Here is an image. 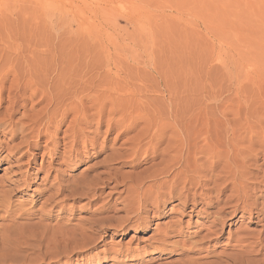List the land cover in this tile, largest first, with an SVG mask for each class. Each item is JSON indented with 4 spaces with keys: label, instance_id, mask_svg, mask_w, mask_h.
<instances>
[{
    "label": "rangeland",
    "instance_id": "obj_1",
    "mask_svg": "<svg viewBox=\"0 0 264 264\" xmlns=\"http://www.w3.org/2000/svg\"><path fill=\"white\" fill-rule=\"evenodd\" d=\"M27 61L34 66L30 78L12 80L9 76L5 88L26 84L42 90L47 79L62 76L68 81L63 86L67 98L74 91L79 92L85 97L81 103L85 113L95 116L90 125H80L84 138L76 143L67 132L74 117L70 114L57 134L44 130L41 142L30 139L29 144H20L23 140L13 135L11 130L15 126L10 125H18L22 117L34 115L44 103L34 106L31 112L15 108L16 114L0 134L3 147L0 186H4L1 177L5 174L28 173L30 180L26 188L20 186L21 191L11 188L10 202L24 212L27 209L33 212V221L37 222L47 213V209L42 215L38 210L48 195L34 206L37 191L52 183L57 187L55 177L64 176L68 179L65 184L69 185L81 175L91 178L108 173L113 177L107 185L97 186L100 197L96 201L86 195L65 202L62 197L54 199V205L59 204L62 212L59 214L57 207L51 219L44 216L48 219L43 222L50 228L46 235L40 236L48 239L46 242L43 238L46 244L41 249L48 247L52 254L42 258L29 251L31 264L225 262L226 255L237 251L234 240L241 230L248 232L244 244H251L254 254L259 252L260 244L264 243V239L260 240L264 238V183L261 186L256 182L248 186L256 204H260L257 210H263L262 216L252 223L246 220L241 223L238 213L229 221L232 226L227 224L224 228L217 245L206 244V251L200 253L177 246L159 249L158 243L149 241L155 235V223L164 225L181 219L185 226L189 222L191 226L181 230L184 233L187 229L186 234H175H183L189 240L199 232L201 222L207 223L195 214L187 217L191 206L183 210L178 201L162 205L157 217L150 215V226L136 229L126 223L122 232L104 227L101 243L75 251L70 249L75 246L74 240L65 245L59 229L75 228L107 216L112 219L125 216L122 201L127 197L129 179L135 173L151 170L145 165L135 169L128 161L116 165L117 171H109L99 167V163L113 151H120L124 142L137 133L122 134L120 126L136 121L142 128L140 115H146L155 124L158 119L155 113L167 122L171 106L177 110L178 122L192 127L195 133L199 134L205 126L212 131L206 143L197 145L200 148L197 157H204L196 161L197 165L214 173L231 166H239L245 173H264V0H0V76L22 69V63ZM3 96L7 97V91ZM38 99L39 96L34 103ZM6 107L4 104L0 109V120ZM100 117L103 125L94 137L92 132L100 124ZM109 124L113 128L110 133ZM215 127L233 128L234 136H221V131L213 132ZM53 136L60 139L59 148L55 139L51 141ZM229 140L238 152L233 160L227 158L224 167V161L214 163L209 155L216 146L227 145ZM250 154L255 160L248 159ZM122 176L128 178L126 186L114 182V177ZM2 190L8 191V187H0ZM181 213L185 214L183 218ZM114 219L107 222L115 224ZM182 237H174L170 242ZM263 252L256 257L251 253L250 257L264 259Z\"/></svg>",
    "mask_w": 264,
    "mask_h": 264
},
{
    "label": "bare ground",
    "instance_id": "obj_2",
    "mask_svg": "<svg viewBox=\"0 0 264 264\" xmlns=\"http://www.w3.org/2000/svg\"><path fill=\"white\" fill-rule=\"evenodd\" d=\"M33 67V64L27 61L22 63V69L19 68L14 73L0 76V109L3 108L4 104H7V107L4 109V116L0 120V134L5 130L6 122L11 116L16 114V107L31 112L34 111V106L44 103L39 111L34 112V115L22 117L18 121V125L13 123L10 125L12 127L15 126V129L11 130L13 135L15 137L20 136L23 140L20 144H29L27 141L30 139L41 142L43 138L41 133L44 130L57 134L66 123L70 114H73L74 117L68 124L67 132L74 139L73 143L80 141L84 138V133L79 128L80 125H90V121L94 119L95 115L85 113L86 109L81 104L85 97L81 96L79 92L74 91L67 98V91L63 86L68 84V81L62 76L47 79L42 90L26 86V84L10 85L9 88H5L9 76L12 77V80H28L31 76L29 72ZM5 91H7L6 98L3 96ZM38 96L40 99L34 103V100ZM28 106L30 107L28 108ZM177 114L175 107L171 106L167 113V122H163L159 115L155 113L154 116L158 117L155 124L148 121L146 115H140L139 118L144 125L142 128H139V122L136 121L131 122L129 125L120 126L123 130L122 134L131 131H136L137 133L124 142L120 151H113L109 156L105 157L99 163V167H103L109 171H117L116 165H124L125 162L129 161L135 169L145 165L151 171L143 173L148 171L143 170L137 174L135 173L133 177L130 176L131 179H129L128 188L125 190L127 191V197L122 201L125 203L122 208V211L125 213L123 218H113L115 224L107 222L113 220L111 216H107L106 218L90 220L87 223L84 222L85 225L82 223L76 225L75 228L69 229L64 226L62 228L67 230H60V228L59 233H63L60 237L65 245L74 240L72 242H74L75 246L73 245L74 247L72 248L70 245V249L72 250L75 248L79 250V248L96 246L104 239V236L101 234L104 227L116 228L122 232L126 223L132 224L136 229L138 227L150 226L151 217H157L156 214L161 211V206L169 201H178V205L183 210L191 206L187 217L190 218L195 214L198 217L200 216L201 219L207 220V223L201 222L199 224V232L196 231L197 233L190 240L186 236L182 237L184 233H187V229L184 233L182 231L191 226L189 222L185 226L181 219H176L164 225L155 223L154 226L156 225V228L154 229H156V232L155 235L150 236L149 241L158 243L159 249L177 246L181 250L188 248L191 252L200 253L206 249L204 248L206 244L210 245L213 243L214 246L217 245L224 228L227 224L229 227L232 226V223L229 221L235 218L238 213H241L239 217L241 223L244 220H246V223H252L253 219L262 216L263 213L261 211L263 210H257L260 204H256V197H253L254 194L251 195L250 192L253 193V190L251 191L249 189L248 184L253 182L259 183L260 185L263 184L264 173H245L240 171L239 166H231L230 169L224 168L221 172L214 173V170H208L197 165L196 161L204 158L197 157L200 153V148L197 145L201 142L206 143L208 134L212 131L209 126H205L197 134L192 127L178 122ZM99 119V127L96 126L92 132L94 137L98 136L99 129L103 125L101 117ZM21 120H25L26 123H21ZM112 129V125L109 124V133ZM219 131H221V136L227 138L234 136L235 133V129L233 128L215 127L213 130V132ZM52 139H55V136L51 138V141ZM59 140L58 138L54 140L57 148L60 147ZM229 143L230 140L227 145L216 146L215 150L210 153L209 156L214 159V163L224 161V167H226L227 158L229 161L235 158L238 151ZM2 149L3 147L0 145V152H2ZM248 159L253 161L255 157L250 154ZM202 171L206 173H200ZM111 178L113 177L109 176L108 173H99L91 178H85V176L81 175L79 178H76L77 180L74 181V184L69 185L65 184L68 179L60 175L54 178V180H57V187L52 183L46 188L37 191L38 198L33 202L34 206H36L44 195L48 194L40 203V210L38 211H42V215L46 211L45 209H47V213L43 215L49 216L51 219L53 210L59 207V204L54 205L53 203L55 198L62 197L65 202L69 199L72 200L78 196L86 195L87 199L90 197L91 201H96L100 197L97 186H100V184L107 185V181ZM114 178L116 184L120 182L125 186L127 185L128 178L125 176ZM29 180L30 175L28 173H11L1 177L4 186L0 187H8V191L2 190L0 192V212L3 211V215H0V264H31L33 261L29 256L31 255L29 251L33 255L35 253L37 255L38 253L42 258H46L52 254L49 252L48 244L46 246L47 248L41 249L44 248L43 243L46 244L48 240L45 237L43 238L46 239V242L43 241V238L40 239V236H43L47 229L50 228L43 222V220L48 218L41 216L37 222H34V218L32 217L33 212H30L28 209L24 212L13 205L14 203L12 204L10 202L9 195L12 192L11 188L14 187L17 192L21 191L20 186L26 188ZM227 191H229L228 196L226 195ZM232 202L234 203L233 205H231ZM50 205L51 208H47ZM30 208L32 209V207ZM210 209L214 210L212 211ZM111 210L112 208L107 212ZM254 210L257 211L255 212ZM61 212L62 209L59 207L58 213L60 214ZM183 215L181 213V218H183ZM24 216H27V218ZM23 219L24 222H19ZM241 231V233H236V235L238 234L236 236L237 238H235L236 240L233 239L236 241L234 245L238 247V249L236 248L237 251L235 253H229L228 256L226 255L228 261L212 264H264V259H261V256L259 257L261 260L257 258L255 260L253 257H250L251 253H253V250H250L252 248L250 246L252 245H245L243 239L244 235L245 238L247 237L246 234L248 232L246 230ZM181 232L183 234H178L182 237L180 240L175 243L170 242V239L179 237L175 234ZM260 234L263 233L261 232ZM230 239L232 240V238ZM261 239H264L263 236ZM35 243H38V245H35ZM241 244L244 246L239 248ZM56 250L58 251L59 247ZM256 250L255 252H257ZM262 250L264 251V243L262 245L260 244L259 252L257 254L253 253L252 255H255V257L261 255ZM188 264L194 263L190 262Z\"/></svg>",
    "mask_w": 264,
    "mask_h": 264
}]
</instances>
